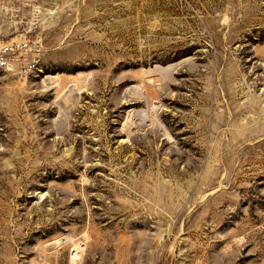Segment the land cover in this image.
I'll return each mask as SVG.
<instances>
[{
	"label": "rangeland",
	"instance_id": "374dc122",
	"mask_svg": "<svg viewBox=\"0 0 264 264\" xmlns=\"http://www.w3.org/2000/svg\"><path fill=\"white\" fill-rule=\"evenodd\" d=\"M6 2L0 264H264V0Z\"/></svg>",
	"mask_w": 264,
	"mask_h": 264
},
{
	"label": "built area",
	"instance_id": "2783aa9c",
	"mask_svg": "<svg viewBox=\"0 0 264 264\" xmlns=\"http://www.w3.org/2000/svg\"><path fill=\"white\" fill-rule=\"evenodd\" d=\"M12 9L10 3L0 0V70L28 77L41 71L40 44L25 29L14 26Z\"/></svg>",
	"mask_w": 264,
	"mask_h": 264
},
{
	"label": "bare ground",
	"instance_id": "6f19581e",
	"mask_svg": "<svg viewBox=\"0 0 264 264\" xmlns=\"http://www.w3.org/2000/svg\"><path fill=\"white\" fill-rule=\"evenodd\" d=\"M76 255H78V254H77V249L74 250V253H73V255H72V259H74V258L76 257Z\"/></svg>",
	"mask_w": 264,
	"mask_h": 264
}]
</instances>
